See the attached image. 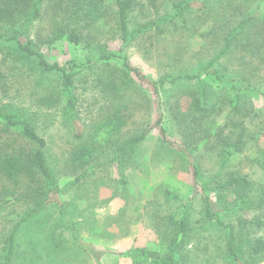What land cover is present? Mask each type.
<instances>
[{
    "label": "rangeland",
    "instance_id": "1",
    "mask_svg": "<svg viewBox=\"0 0 264 264\" xmlns=\"http://www.w3.org/2000/svg\"><path fill=\"white\" fill-rule=\"evenodd\" d=\"M27 1L0 0L1 35L20 36L50 63L62 65L112 52L126 57L141 76L119 58L78 68L71 92L74 125L63 76L44 71L17 44L0 40V109H12L46 139L58 199L70 219L27 165L36 143L20 128L0 123V162L19 155L24 167L10 177L0 174V264H235L228 229L207 218L206 193L194 166L207 182L213 210L237 226L239 254L249 264H264V257L248 249L253 238L264 237V226L240 225L264 220V0H209L205 14L178 18L127 46L117 27V0H99L98 16L86 15L85 0H46L38 7L36 0ZM181 1L137 0L128 14L130 30L169 15ZM242 23L223 53L227 35ZM73 30L81 35L78 44L68 38ZM219 55L218 68L251 88H243L241 98L211 77H203L204 103L199 82L157 90L153 85ZM234 122L240 126L230 132ZM245 127L258 139L230 146V152L214 142L222 133L235 140ZM161 128L172 144L164 142ZM141 135L144 140L129 146L120 167L118 147ZM240 176L250 184L220 185ZM29 214L17 232V257L9 262L8 239ZM168 252L172 261L150 255Z\"/></svg>",
    "mask_w": 264,
    "mask_h": 264
},
{
    "label": "trees",
    "instance_id": "2",
    "mask_svg": "<svg viewBox=\"0 0 264 264\" xmlns=\"http://www.w3.org/2000/svg\"><path fill=\"white\" fill-rule=\"evenodd\" d=\"M11 3H20L22 5H27L28 1L27 0H9ZM46 0H36L35 1V6L38 7L39 4L44 3ZM80 1V0H79ZM24 2V4L22 3ZM87 5H89L86 15L89 14H96L100 11L101 5L99 4V0H85L84 1ZM135 2L137 0H117L116 5L118 9V21H117V27L119 29V32L121 34V38L123 40V45H129L133 40L138 38L139 36L143 34H147L148 32L152 31H158L162 32L164 31V27L170 26L172 23L175 22L176 19L178 18H185L193 13H201V15L205 14L207 10L210 9L209 7V0H182L179 3L174 4V10L172 13L169 15L155 21H151L149 23L144 24L141 26L140 29L136 31H131L130 27L128 25V14L129 12L134 8ZM26 8V7H24ZM84 5H81V9L83 10ZM36 10H38L36 8ZM38 13V11H37ZM98 16V14H96ZM15 17V16H14ZM253 16L248 17L245 22H248L251 20ZM243 23L240 25V27H236L230 33L227 35L226 39V46L225 49L223 50V53L228 50V48L231 46L233 43V39L236 38V34L239 32V30L242 28ZM68 38L71 42L74 44H78L81 41V35L76 31H70ZM0 40L3 42H13L17 44V51L25 56L34 58L37 62L38 65L46 72H51V73H59L63 76L65 80V88L68 92V101H69V110L68 113L70 114V118L72 119L73 124L75 125L76 123V113L74 111V98L72 95V88H73V73L78 69V68H84L86 64H94L99 61H105V62H110L113 61V59H121L123 61L124 66L128 71H131L135 73L138 76H141V72L138 68L133 67L128 59L122 55H116L115 53L112 52H105L102 55L98 57V60H88L82 63H71L68 62L64 65L59 64V63H50L45 55L40 52L39 50L33 48L31 46L30 42H25L23 38H20V36L17 35H12L5 37L0 34ZM222 59V55L217 56L216 58L212 59L210 62L201 64L198 68L195 69H189L186 71H182L179 74L176 75H164L161 76L159 79L155 80L153 82V85L155 86L156 90L159 87H163L167 84H178V83H183V82H199L200 83V103H204L207 101L208 98V91L205 88V81L203 77H211L215 81H218L224 86H229L234 89L235 95L237 98H241V90L243 88L250 90L251 88H247L242 85L243 81L236 80L234 77L229 76L225 72H222L219 68L218 65H220V60ZM0 73V77H1ZM11 108V107H9ZM236 111H239V105L236 106L235 108ZM250 113H243V115L248 116ZM242 118V116H241ZM245 121V120H244ZM0 123H4L5 127L7 129L11 127H16L20 128L22 131V134L29 139L30 141H33L36 143L37 147L33 151L30 157L26 160L27 165L33 167L36 173L40 175L41 178H43L45 184L48 186L50 192L54 196V201L59 205L60 209L62 210L63 214L65 215L66 218L69 219V213L66 209V205L60 201L59 194L61 193V189L59 188V184L57 181V178L55 174L53 173L50 164L47 160V155H46V146L47 142L46 139L42 136H40L32 127L31 125L23 120L20 116L17 115V113H14L12 109H0ZM240 125L232 123L230 132L238 128ZM247 128H244V132L241 133L239 137H237L235 140H232V136L230 134L225 135L222 133L219 137H217L214 142L218 145L221 146L222 151L229 150L230 146H240V145H246L249 141L251 140H257L254 136L249 134V131L246 133L245 131ZM162 136L164 142L168 144H172L171 142L167 141L166 137V131L164 128H161ZM256 136H258L256 134ZM144 135L141 136H133L123 142L117 149L116 151V161L118 165L121 167L123 163V156L125 152L128 150L130 145L140 143L144 140ZM22 157L21 156H10V157H5L2 162H0V174L5 175V176H13L14 174H17V172H20L18 170L23 171V165L22 164ZM20 167V169H19ZM194 170V177L197 183L203 184V188L206 194H204V200L206 201V214L207 218L211 219L212 221H215L219 226L223 228L228 229V234H229V241H228V253L229 256L232 258V261L235 264H249L247 260H245L238 251V247L236 245L237 241V235H236V229L237 227L235 224L232 223H226L220 215H218L212 208L211 205V198L207 194V182L203 181L201 171L198 166L193 167ZM242 182L245 185L250 184V181L246 176H240V177H232L229 181L225 183H221L220 185L223 188H227L229 186H233L234 184ZM264 200V199H263ZM31 218V215L29 214L27 217L21 219L14 227L9 239H8V251H7V258L10 261L15 259L17 257V243H16V238H17V232L19 228L21 227L22 223L29 220ZM242 227H246V225H252V226H259L262 228L264 226V220H260L259 218L257 219H252L249 221H242L240 223ZM180 226L183 231H186V221L181 219L180 221ZM243 229V228H242ZM75 240L80 241L79 236L77 234L74 236ZM249 254L256 255V256H262L264 257V237H255L251 240L249 243ZM152 257L155 259H162L163 261H172L173 255L171 252H168L164 256H160L157 253H150Z\"/></svg>",
    "mask_w": 264,
    "mask_h": 264
}]
</instances>
